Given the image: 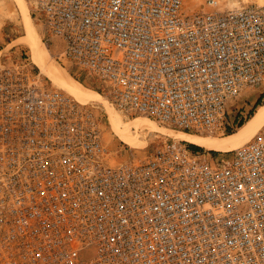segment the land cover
Masks as SVG:
<instances>
[{
  "label": "built area",
  "instance_id": "obj_1",
  "mask_svg": "<svg viewBox=\"0 0 264 264\" xmlns=\"http://www.w3.org/2000/svg\"><path fill=\"white\" fill-rule=\"evenodd\" d=\"M24 1L57 64L125 118L223 136L245 120L233 102L264 84V6ZM102 126L0 50V264H264V128L221 153L169 138L111 164Z\"/></svg>",
  "mask_w": 264,
  "mask_h": 264
},
{
  "label": "rangeland",
  "instance_id": "obj_2",
  "mask_svg": "<svg viewBox=\"0 0 264 264\" xmlns=\"http://www.w3.org/2000/svg\"><path fill=\"white\" fill-rule=\"evenodd\" d=\"M203 1L204 0H183V8L187 12H199L202 9ZM250 5L264 6V0H228L226 4L227 7H241ZM42 38L43 32L41 28L30 18L28 6L24 0H0V50H2V54L7 56H13V54H17L23 56V58H28L30 66L33 68V73L38 74L39 78L43 79V81L47 83V86L74 96L73 93L64 90V87H62L63 84L61 82L50 79V77L42 73L38 66H36L31 61L30 48L28 47L27 43L32 41L34 44L36 43V46L38 45V47H44L43 50L46 56L44 57L46 60V65L57 75H59V77L67 80V82H73L76 86L81 87L87 92L93 93V98L90 99V101L76 95L74 98L76 97L80 102H84L90 106H93L95 115L98 117H103L102 143L111 153V164L129 162L143 158L150 151L152 145L162 139L170 138L179 140L175 137L176 134H174L177 131H171L168 128L158 125L152 120H148L153 123V126H155H152L151 129H147L145 127L139 129L134 128V126L139 124V122L140 124L146 123V119L138 117L125 118L121 114L115 112L106 102L104 96L94 88L92 82L89 79L85 78L83 75L74 74L73 69L65 61H63L62 64L60 63L61 65L57 64L55 57L61 51L60 46H56V44L52 43L51 47L47 49L41 41ZM258 103L261 106H264V84L245 90L231 105V108L229 109L230 117L233 119L235 116H242V118L245 116V120L242 123L246 124L254 116L258 108L261 107L257 106ZM110 114H114L115 116L123 119L124 124L128 126L133 132L132 134L136 136L138 141L136 146L128 145L120 140L115 131L112 129ZM262 128H264V125H262L259 130ZM239 129L237 127L236 130H233L234 133L232 135L196 136L205 138L207 140L216 141L217 139L218 142L223 141L225 144L234 143L237 141L240 143V145L237 147H240L246 142H243L241 138L237 139V137H233L234 134L236 135L238 133ZM231 136L232 138H230ZM252 137H250V139ZM183 142L187 146L191 145V143H187L185 141ZM198 147L202 148V150L199 152L204 151L209 154H211L212 151L216 153L228 151V148H223L224 150H211L208 147ZM223 157L225 156L221 154H215L214 156L215 159H221Z\"/></svg>",
  "mask_w": 264,
  "mask_h": 264
},
{
  "label": "bare ground",
  "instance_id": "obj_3",
  "mask_svg": "<svg viewBox=\"0 0 264 264\" xmlns=\"http://www.w3.org/2000/svg\"><path fill=\"white\" fill-rule=\"evenodd\" d=\"M27 44H28V47L30 48L31 61L36 66H38V68L41 70L42 73L46 74L53 81L61 82L63 84L62 87H64V90H67V91L73 93L74 96L76 95L78 97H81V98H83L85 100H89V101H90V99L93 98V93L85 91L84 89L76 86L73 82H71L69 80H68L69 82H67V80H64L63 78L59 77V75H57L53 70H51L46 65V60L44 59V57H46L44 50H43L44 47H42V46L38 47V45L36 46V43L34 44V42H32V41H29ZM64 78H66V77H64ZM74 96H71V97L74 98ZM74 99L81 104H86L84 102H80L76 97ZM110 116H111L110 119L112 122V129L115 131L116 135L120 138V140H122L124 143H126L128 145L136 146V144L138 142L136 139V136H134L132 134L133 132L130 130V128L124 124L123 119L115 116L114 114H110ZM145 122L146 123H142V124H140V122H139V124L135 123L136 125L134 126V128L139 129V128L145 127L147 129H151L153 126V123H151L147 119ZM262 125H264V106L259 107L258 110L256 111V113L254 114V116L246 124H244L239 129L238 133L236 135L234 134L235 136L233 135V137H237V139L241 138V140H243V142L247 143V141L250 139V137H252L254 134H256ZM153 127H155V126H153ZM174 134H176L175 137L181 141H185L187 143L195 144L197 146L208 147L211 150H221L223 148H228V150L229 149L233 150V148H235V147L237 148V146L240 145V143L237 141L234 143L225 144L221 140H220L221 142H218L217 139H216V141L207 140L205 138L198 137L196 135L186 134V133H182V132H176ZM172 136H174V135H172ZM230 138H232V136Z\"/></svg>",
  "mask_w": 264,
  "mask_h": 264
},
{
  "label": "trees",
  "instance_id": "obj_4",
  "mask_svg": "<svg viewBox=\"0 0 264 264\" xmlns=\"http://www.w3.org/2000/svg\"><path fill=\"white\" fill-rule=\"evenodd\" d=\"M257 106H261L259 103L257 104ZM243 124H245V123H240L239 125H238V129L243 125ZM234 132L233 131H230V132H228L226 135H232ZM189 148H190V150H192L193 152H199V151H201L202 150V148H200V147H198V146H196V145H189L188 146ZM212 154H214V153H216V152H211Z\"/></svg>",
  "mask_w": 264,
  "mask_h": 264
},
{
  "label": "crops",
  "instance_id": "obj_5",
  "mask_svg": "<svg viewBox=\"0 0 264 264\" xmlns=\"http://www.w3.org/2000/svg\"><path fill=\"white\" fill-rule=\"evenodd\" d=\"M29 16H30V14H29Z\"/></svg>",
  "mask_w": 264,
  "mask_h": 264
}]
</instances>
